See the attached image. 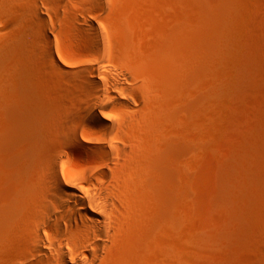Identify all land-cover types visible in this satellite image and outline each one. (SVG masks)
I'll use <instances>...</instances> for the list:
<instances>
[{"label": "rangeland", "instance_id": "374dc122", "mask_svg": "<svg viewBox=\"0 0 264 264\" xmlns=\"http://www.w3.org/2000/svg\"><path fill=\"white\" fill-rule=\"evenodd\" d=\"M9 5V21L0 5V264H60L63 248L73 263L68 242L47 243L55 262L36 255L31 228L45 150L70 179L90 160L46 123L66 121L78 99L69 71L91 74L94 51L68 31V14ZM88 15L110 35L108 63L148 91L131 92L144 109L128 130L139 154L123 181L124 225L100 264H264V0H107ZM46 50L69 71L52 70ZM46 229L47 239L68 237Z\"/></svg>", "mask_w": 264, "mask_h": 264}, {"label": "bare ground", "instance_id": "6f19581e", "mask_svg": "<svg viewBox=\"0 0 264 264\" xmlns=\"http://www.w3.org/2000/svg\"><path fill=\"white\" fill-rule=\"evenodd\" d=\"M106 1L33 0V9L38 18L42 17V11L55 18L62 13L68 14V31L85 41L88 47H92L91 52L94 51L93 63L90 62V66L86 64V70L91 74H81L80 70L78 78L75 70L71 72L72 68L71 71L70 68H65L70 75L75 73L74 82L70 81L73 75H68L70 80L67 82L74 83L71 89L76 91H73V94L78 97L74 100L73 108L65 112H68V121L55 125L46 123L56 140L67 142L68 150L73 153L85 151L90 158L86 166L70 179L65 177L59 165L61 155H56L52 149L45 150V156L51 166L44 175L40 174L38 177L40 184L45 183L47 189L41 193L42 214L36 225L31 228V238L35 254L47 258L49 263L56 260L53 253L47 249V243L54 247L58 242H68L73 246L69 254L74 262L66 259L67 251L63 248L55 250L60 264H100L122 229L127 215L124 208L125 196L122 192L123 181L126 180L128 170L139 154L138 146L129 142L131 136L128 130L139 125L144 117V109L132 106L137 98L131 92L135 88L145 90L146 85L137 84L131 73L122 65L116 63L111 66L108 61L110 56L107 58L109 54H102V49H110L105 47L109 44L108 41L106 44V39L110 35L108 36L107 29L105 30L99 21L89 17L88 12L93 3L99 6L104 5ZM10 3L11 0H0V5H6L2 12L5 15L3 20L10 17L7 13ZM68 6L70 8H66ZM95 17L99 18L98 15ZM43 56L50 67L52 66V70L65 71L60 63L63 61L61 55L56 56L46 50ZM76 71L79 70L76 68ZM145 92L148 93L146 90ZM83 129L91 134L76 133V130ZM262 147L264 150V140ZM42 228L67 233L68 237L55 236L47 239L42 233Z\"/></svg>", "mask_w": 264, "mask_h": 264}]
</instances>
